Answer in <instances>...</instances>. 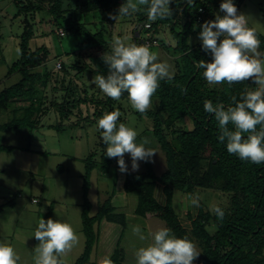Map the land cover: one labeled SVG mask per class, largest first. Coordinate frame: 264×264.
I'll return each instance as SVG.
<instances>
[{"label":"trees","instance_id":"1","mask_svg":"<svg viewBox=\"0 0 264 264\" xmlns=\"http://www.w3.org/2000/svg\"><path fill=\"white\" fill-rule=\"evenodd\" d=\"M245 1L233 0L238 14ZM124 2L0 0V39L3 36L2 18L9 15L12 22H18L20 49V57L10 65L5 76L19 73L20 79L0 91V111H8L14 106L12 111L17 127L32 128L35 124L38 126L52 110L57 120L49 126L58 130L65 126L64 120L72 117L76 118L72 125H81L85 121L97 124L104 113L114 110L121 113L118 123H124L127 114L149 117V139L165 153L167 167L158 175L150 160L143 172L126 173L122 185L127 194H134L137 198L134 213L145 219L156 216L177 237L186 236L195 243L197 241L201 254L194 264H264V163L253 164L229 154L226 142L218 140V121L214 114L204 109L206 100H211L214 105L234 106L233 96L239 100L246 90H255L258 86L251 80L231 85L227 82L209 85L203 77L204 70L196 67L201 59L206 62L213 59L212 54L203 49L199 34L205 21L225 14L220 11L223 0H191L190 3L188 0H173L170 7L174 14L154 22L147 19L146 11L116 22L110 19L108 14L118 15V9ZM125 19L130 24L127 28L132 34L131 43L160 47L175 63L174 79L160 81V87L152 98V107L146 114L131 107L127 93L119 101L100 91L90 94L89 86L83 80L85 73L89 76L107 75L108 66L99 65L97 56L111 52L114 37H124L121 31L125 26L121 22ZM45 24L53 26L43 28ZM254 29L264 52V34ZM51 34L56 36V47L50 41L36 42L40 37L51 38ZM66 38L74 46L65 42ZM92 50L98 54L91 53ZM69 59L74 61L68 62ZM52 61H59V67L51 66ZM49 85L52 107L45 108ZM181 89H186V94ZM56 93H60V99ZM25 101L27 105L20 104ZM20 111L24 115L18 118L16 115ZM185 121H190L192 127L186 128ZM8 126L10 123L0 124V131ZM229 128L235 130L231 124ZM259 128L257 126V130ZM97 132L98 146L84 159L82 222L85 247L73 264L92 263L91 254L99 238V229L96 228L102 221L123 227L128 224L126 213L113 203L115 189L99 205L96 214H90L87 192L92 171L100 167L103 174L108 175L110 166L118 160L105 155L107 145L102 140L101 130ZM247 135L244 134L245 138ZM11 149L2 143L0 134V153ZM159 186L161 189L158 191ZM208 189L221 190L227 195L226 204L218 205L225 211L223 220L200 202L195 216L188 213L191 223L186 227L174 208L175 190L197 196L199 190ZM124 254L118 243L106 264H122Z\"/></svg>","mask_w":264,"mask_h":264},{"label":"rangeland","instance_id":"2","mask_svg":"<svg viewBox=\"0 0 264 264\" xmlns=\"http://www.w3.org/2000/svg\"><path fill=\"white\" fill-rule=\"evenodd\" d=\"M263 9L264 0H246L239 10V14L246 16L248 25L256 28L262 34H264ZM2 19L4 23L1 30L3 36L0 39V91L20 79L19 73L5 77L10 65L20 57L19 39L17 38L18 22L13 21V23L9 19V15ZM126 20L121 22L126 27L122 28L121 33L124 36L128 34L127 37L130 40L132 34L128 33L130 28H127L130 24ZM46 26L52 28L53 25L45 24L43 28ZM166 32L169 33V28ZM164 36L168 37L165 34ZM55 38L56 36L51 34V38L48 36L40 37L36 42L41 44L50 41L56 47L58 44ZM64 41L68 42L70 46H74L68 38ZM150 49L158 53L159 62H168L176 72L174 59L168 53L160 47ZM259 50L261 51V49ZM91 53L98 54L95 50H92ZM97 57L102 60L101 56ZM100 60H98L99 65L100 63L105 65ZM67 61L74 60L69 59ZM54 62H51L53 63L51 66L58 68L59 61ZM93 77L85 73L83 79L89 86L90 94L98 91L103 93L92 84ZM46 91L45 108H51L52 91L50 85ZM56 95L58 99L61 98L60 93H56ZM20 104L27 105L28 102L25 101ZM13 108L14 106L8 111H0V124L10 123L8 128L0 131L2 143L12 147L11 150L0 153V206H2L0 209V243H8L15 248L21 257L20 264H34V248L39 243L34 237V232L38 227L39 220L42 218L45 220L49 218L59 219L73 225L80 238L79 243L63 258L66 264H73L85 247L86 236L82 222V204L85 190L84 159L98 146V126L93 122L85 123L86 121L82 122L81 125H72L71 122L76 119L72 117V119L64 120L65 126L62 130H58L49 126L55 124L57 120L54 111L51 110L47 116L42 118L41 125L36 126L35 124L32 128L17 127ZM17 114L16 116L19 118L24 115V112L20 111ZM124 123L138 132V142L144 137L150 138L148 127L151 122L149 117L127 114ZM183 124L186 128L192 127L190 121H185ZM148 146L158 152L151 162L155 172L160 175L167 167L165 153L158 144L152 141ZM125 161L128 165V171H133L130 154H125ZM139 164L137 171L146 170L145 161H140ZM126 173L120 172L117 160L113 166H110L108 175L103 174L100 167H96L89 179L90 188L87 193L91 203L90 214H96L99 205L115 189L113 203L126 213L128 222L127 226L123 227L116 223L102 221L101 225L96 228L99 229V238L91 254V261H95L94 263L104 257L109 258L118 248L119 243L120 248L125 253L122 264H136V250L142 246H147L151 240H139L137 236L133 235L131 226H140L145 234L167 227L166 223L156 216L145 219L134 213L137 198L134 194H127L122 185ZM115 177L120 179L119 182L116 181ZM115 182H118L117 185ZM160 189L161 186L158 187V191ZM193 196L179 190H175L174 193V208L186 227H190L188 222L191 221L188 213L195 216L199 208L191 205L190 198ZM197 196L200 197V202L206 209H210V206L225 205L227 201L226 193L217 189L199 190ZM34 199L36 202L33 201ZM196 244L200 251V245L197 241Z\"/></svg>","mask_w":264,"mask_h":264},{"label":"clouds","instance_id":"3","mask_svg":"<svg viewBox=\"0 0 264 264\" xmlns=\"http://www.w3.org/2000/svg\"><path fill=\"white\" fill-rule=\"evenodd\" d=\"M173 0H125L118 9V15L109 13L115 22L146 11L149 21L169 18L174 14L170 7ZM190 3L191 0H188ZM220 11L212 21H205L199 38L205 51L213 59H201L196 65L203 69V77L209 85L242 83L251 80L258 87L246 90L239 100L232 97L234 106L223 103L213 104L206 100L204 109L214 114L219 125L218 140L226 142L227 151L242 161L253 164L264 163V52L260 49V39L254 28L248 26L245 15L238 14L233 0H223ZM223 37V39H220ZM111 52L101 54L108 66L107 75L92 78V84L106 96L119 101L127 93L131 107L141 114L152 107V98L160 87V81L173 80L175 69L168 62H159L158 53L146 45L129 42V37H114ZM186 94V89H181ZM119 110L106 112L97 121L102 132V140L107 145L105 155L118 158L121 173L128 172L125 154L131 156V168L139 169V162H148L158 153L149 147L148 137L137 141L138 132L125 123H118ZM233 125L235 130L229 128ZM257 126H260L257 130ZM244 134H248L245 138ZM35 200V199H34ZM33 200V201H34ZM36 202V201H34ZM190 203L200 206V197L193 196ZM220 220L225 211L219 206L211 207ZM191 223L190 221L188 222ZM133 235L139 240H151L147 246L135 252L136 264H194L201 252L197 244L188 237H177L170 228L162 227L155 232H143L140 226H131ZM34 237L39 241L34 248V264H65L66 257L79 243V235L70 223L59 219H40ZM21 257L8 243H0V264H20Z\"/></svg>","mask_w":264,"mask_h":264},{"label":"crops","instance_id":"4","mask_svg":"<svg viewBox=\"0 0 264 264\" xmlns=\"http://www.w3.org/2000/svg\"><path fill=\"white\" fill-rule=\"evenodd\" d=\"M122 180H123V178H122ZM104 221H105V220H104ZM110 223H112V222H110ZM100 225H101V224H100ZM108 259H109V258L104 257L103 259H100V260H98V261L96 260L97 263H94L95 261L93 262V260H92V263H91V264H106L107 261H108Z\"/></svg>","mask_w":264,"mask_h":264},{"label":"built area","instance_id":"5","mask_svg":"<svg viewBox=\"0 0 264 264\" xmlns=\"http://www.w3.org/2000/svg\"><path fill=\"white\" fill-rule=\"evenodd\" d=\"M61 32H62V31H61ZM34 201H36V199H35Z\"/></svg>","mask_w":264,"mask_h":264}]
</instances>
